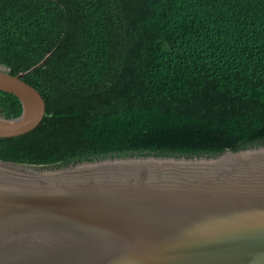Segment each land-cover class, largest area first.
Masks as SVG:
<instances>
[{"label":"trees","instance_id":"1","mask_svg":"<svg viewBox=\"0 0 264 264\" xmlns=\"http://www.w3.org/2000/svg\"><path fill=\"white\" fill-rule=\"evenodd\" d=\"M0 67L44 97L0 159L65 166L264 144V0H0ZM8 118L22 113L0 91Z\"/></svg>","mask_w":264,"mask_h":264},{"label":"water","instance_id":"2","mask_svg":"<svg viewBox=\"0 0 264 264\" xmlns=\"http://www.w3.org/2000/svg\"><path fill=\"white\" fill-rule=\"evenodd\" d=\"M0 67V138L46 114ZM0 264H264V144L217 155H129L43 166L0 159Z\"/></svg>","mask_w":264,"mask_h":264}]
</instances>
